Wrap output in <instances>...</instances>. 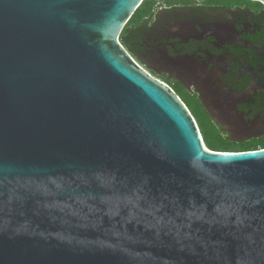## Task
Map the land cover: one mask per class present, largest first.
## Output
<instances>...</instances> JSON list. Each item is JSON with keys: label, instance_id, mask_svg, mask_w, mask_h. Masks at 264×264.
I'll list each match as a JSON object with an SVG mask.
<instances>
[{"label": "water", "instance_id": "95a60500", "mask_svg": "<svg viewBox=\"0 0 264 264\" xmlns=\"http://www.w3.org/2000/svg\"><path fill=\"white\" fill-rule=\"evenodd\" d=\"M145 1L0 0V264H264V149L121 46Z\"/></svg>", "mask_w": 264, "mask_h": 264}, {"label": "flooded vegetation", "instance_id": "af4514ba", "mask_svg": "<svg viewBox=\"0 0 264 264\" xmlns=\"http://www.w3.org/2000/svg\"><path fill=\"white\" fill-rule=\"evenodd\" d=\"M262 8L257 12L242 5L153 8V23L159 12L171 24L158 31L155 41L163 67L182 82L179 85L200 114L224 137L225 130L264 133ZM261 134L253 138L264 137Z\"/></svg>", "mask_w": 264, "mask_h": 264}, {"label": "trees", "instance_id": "16d2710c", "mask_svg": "<svg viewBox=\"0 0 264 264\" xmlns=\"http://www.w3.org/2000/svg\"><path fill=\"white\" fill-rule=\"evenodd\" d=\"M242 2V5L250 10L259 11V9H253L250 7L252 2H246L242 0H205L199 5H237V2ZM170 6V4H167ZM181 5H192L185 0H181ZM261 6V5H260ZM154 3L146 0L143 4L134 12L133 16L122 30L119 43L129 53V55L141 62V56L147 52V46L144 42L145 34L148 29L154 24L152 22V13ZM150 73L157 77L162 83L166 84L175 95L181 100L184 106L187 108L192 118L198 125L199 131L205 146L212 152H249L264 149V137L253 138L247 141L232 142L228 138L221 137L220 132L214 125L207 122L200 114L199 108L196 104L191 102L189 94L183 90L178 84L167 79V77L158 75L156 72L150 70Z\"/></svg>", "mask_w": 264, "mask_h": 264}, {"label": "rangeland", "instance_id": "374dc122", "mask_svg": "<svg viewBox=\"0 0 264 264\" xmlns=\"http://www.w3.org/2000/svg\"><path fill=\"white\" fill-rule=\"evenodd\" d=\"M149 1L153 2L155 7H157V8L162 7V6H168L167 4H170V6L181 5V0H149ZM185 1L190 2V4L199 5V4L203 3V1H205V0H185ZM237 5H242V2H240V1L237 2ZM250 7L253 9H259V10L262 8V6L257 5V4H252V5H250ZM262 9H264V8H262ZM164 16H166V15L160 14L159 12L157 13L156 22L152 25V27H150L148 29L147 33L145 34L144 42L147 46V52L143 56H141V62L137 61L135 59L134 60L140 66V68H142L145 72H147L153 79L160 81L159 79H157L156 76H154L150 73V70L159 73V75L160 74L166 75L168 80H173V81L175 80L176 81L175 83H177L179 85L180 83L182 84V82L179 79H176L174 75L168 74L166 72L165 68L163 67V63L160 60V55H159L160 54L159 46L157 43H155L156 36L158 35V31H160L161 28L165 27L166 22H165V20H163ZM166 25H171V24L168 23ZM160 65L163 68H159ZM164 85L167 86L166 84H164ZM179 86L182 88L181 85H179ZM197 127H198V125H197ZM225 132L227 133L225 135L226 138H228L232 142L247 141V140H250L251 138H253L255 136H259L261 134L258 131L246 133V132H242V131L225 130ZM200 134H201V132H200ZM261 136H264V133H262ZM221 137L225 138L223 135Z\"/></svg>", "mask_w": 264, "mask_h": 264}]
</instances>
